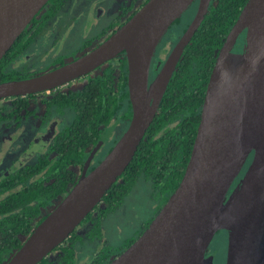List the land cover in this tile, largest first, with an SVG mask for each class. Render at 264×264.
Instances as JSON below:
<instances>
[{"label": "water", "instance_id": "1", "mask_svg": "<svg viewBox=\"0 0 264 264\" xmlns=\"http://www.w3.org/2000/svg\"><path fill=\"white\" fill-rule=\"evenodd\" d=\"M50 0H0V59ZM196 0H147L106 40L78 59L35 76L0 82V100L50 90L124 52L132 118L124 133L35 227L5 264H39L64 243L126 170L212 0L196 14L150 82L155 51ZM242 42L240 51H235ZM162 65L158 64L157 69ZM252 161L231 194L250 154ZM228 232L226 264H264V0H248L229 31L207 84L184 175L145 230L108 264H215L208 247Z\"/></svg>", "mask_w": 264, "mask_h": 264}, {"label": "trees", "instance_id": "2", "mask_svg": "<svg viewBox=\"0 0 264 264\" xmlns=\"http://www.w3.org/2000/svg\"><path fill=\"white\" fill-rule=\"evenodd\" d=\"M146 1L142 0L141 4ZM247 1L212 0L204 20L185 47L158 112L134 158L100 204L82 222L95 224L89 233L90 238L102 236V220L122 206L140 178L151 180L157 201L161 202L159 209L178 187L191 156L207 84L218 52ZM51 3L52 0L47 5ZM198 3L196 0L191 5L195 12ZM191 21L192 18L181 33ZM180 23L179 18L172 25ZM27 31L28 26L0 59V82L27 77L26 73L10 66L22 51ZM120 55L123 56L116 74L120 93L115 91V70L110 65L81 89L59 91L41 98L46 117L71 109L74 118L52 136L35 162L0 179V264H5L7 255L21 246L46 216L47 210L60 202L82 178L80 165L101 140L104 127L117 120L130 122L132 105L127 86V57ZM37 99V94H31L0 101V124L35 114L33 105ZM95 212L98 214L93 217ZM72 237H76V230L68 239ZM133 241L127 242L122 249ZM46 259L39 264H44Z\"/></svg>", "mask_w": 264, "mask_h": 264}, {"label": "flooded vegetation", "instance_id": "3", "mask_svg": "<svg viewBox=\"0 0 264 264\" xmlns=\"http://www.w3.org/2000/svg\"><path fill=\"white\" fill-rule=\"evenodd\" d=\"M107 1L108 0H52L51 4H48V5L46 4L44 8L40 11V14L36 17V19L30 23V26L28 25V31L22 41L23 42L22 51L15 58V60L11 63L10 66L12 68L13 67L16 68L17 70L21 72L26 73L27 77L35 76V75L45 73V72L54 70L56 68L62 67L65 64L78 59L82 55L90 52L91 50L96 48L98 45H100L114 31H116L122 24H124L143 5L141 4L142 0L134 1V2H132V0H117L116 8H115V15L109 24H107L106 26H104L103 28L99 29L96 32L93 30L94 32H92L91 34H89L88 32V35L84 37V39H81L82 41L80 40L79 42H76L72 40L73 38L71 36L74 35L75 37L76 35L75 33H77V28L79 27L80 20L84 17L88 18L93 12L97 13L98 9L100 8L98 5L104 4ZM124 8L127 10H124ZM123 12L124 14H122ZM103 14H104V11L101 10L99 13V16H102ZM93 21L94 20H91V23L90 22L88 23L89 27H92ZM171 28L172 26L170 27L169 30H171ZM182 34L183 33L178 35L177 32H175L174 30H171L168 33V37H169L168 41L172 39H176L175 40L176 41L175 45H176V43L178 42V39L180 38ZM38 46H42V50L39 51ZM242 47H243V44L241 42L238 48L237 49L235 48L234 50L240 51ZM172 49L169 51L167 55H163L159 50L157 51L156 49L153 60H152L151 69H150V75H149L150 82L154 79L156 73L162 68L163 64L165 63ZM120 54H125V53L122 52ZM120 54L85 75H82L76 79H73L72 81L59 85L57 87H53L50 90L36 93L38 95V99H37V102L33 105V108L36 111L35 114L29 115L27 117L25 116L21 118V120L12 118L10 120L5 121V122L13 121L14 124L17 127H19L21 122L25 121L28 117L36 119V123L40 127V131H39L40 135L43 133L41 139L42 141H44V143L43 145H41L42 142H40V139H39L37 145L36 144L31 145V149L28 150L30 151V153H32V151L42 152L43 150H45L52 136L55 135L58 131H60L66 124L64 123L63 125L62 123H60L57 128L56 121H54L53 119L54 116L56 115L63 114L64 116L65 112L52 113L50 117L45 116L46 111H45L44 105L41 103V98L42 97L45 98L46 95L51 94V93L53 96L57 94L59 91H68L69 89H72L71 87L72 83L77 82V80L85 81V83L81 86V88H83L87 85V83L91 79L96 77L98 74L102 73L105 67H108L110 65H112L113 69L115 70L114 72L115 91L119 92V88L117 87L119 78H118V75L116 74H118V67L120 66V58H122L123 56ZM160 61L162 62V65L159 69H157ZM40 62H42V65L44 66L48 65L49 66L48 69L38 74H34V75L28 74V72L30 73V71H33L36 69V66L34 64L40 63ZM27 77H24V78H27ZM127 86H128V74H127ZM72 90H78V89H72ZM128 93H129V89H128ZM5 99L6 98L1 99L0 101L5 100ZM39 108L43 110V112L40 113ZM123 123L125 122L117 120L113 124H111V126L119 128L121 124ZM129 123L127 125H129ZM103 146H104V143H102V146L99 148V150L97 151V153L95 154L91 162L89 163L87 172L92 170L102 160V159L100 160L101 158L100 155L103 150ZM93 148L91 149V151L93 150ZM253 155H254V152L250 154L241 173L234 181L229 194H231V192L233 191L235 186L238 184L240 179L244 176L245 172L247 171L252 161ZM88 157L86 158L85 163L83 165H80L79 174H81V176L84 171L85 165L87 163ZM14 171H11L8 174L13 173ZM8 174L0 173V179L5 177ZM53 208L51 206L47 210L46 216ZM97 214L98 213L95 212L93 217L94 216L96 217ZM148 224L145 225L142 232L145 230ZM94 227H95V224L92 221L81 223L76 229V237L67 239L66 242L64 241L63 244H61L55 250H53L46 257L47 259L44 264H108L110 261H112L116 256H118L122 251H124L128 247V246L124 247L123 249L120 248L119 250L115 251V250L110 249L109 241L105 239L103 235L101 237L90 238L91 235L89 233ZM27 238L28 236L24 239L21 246L23 245V243L26 241ZM19 248H17L15 251L7 255L5 263H7V261L12 257V255ZM207 255L209 254L207 253Z\"/></svg>", "mask_w": 264, "mask_h": 264}, {"label": "rangeland", "instance_id": "4", "mask_svg": "<svg viewBox=\"0 0 264 264\" xmlns=\"http://www.w3.org/2000/svg\"><path fill=\"white\" fill-rule=\"evenodd\" d=\"M116 1L117 0H108L104 4L98 5L100 8L97 13L93 12L88 18H82L79 27L77 28V33H75V37L74 35L71 36L73 38L72 40L79 42L88 35V32L91 34L109 24L115 15ZM101 10L104 11V14L99 16ZM195 14V9L190 7L180 17L181 23L179 25H172L171 30H174L180 35L184 26L191 20V18H194ZM91 20L94 21L92 27H89L88 23H91ZM171 30L165 33L157 48V51L159 50L163 55H167L176 42V39L168 41V33ZM38 47L39 51L42 50V46ZM34 65L36 66V69L30 71V73L28 72V74H38L49 67L48 65H42V62L35 63ZM84 83V80H77V82L72 83L71 87L72 89H79ZM39 112L41 113L43 110L39 108ZM73 118L74 112L71 109H68L65 111L64 116L63 114L56 115L53 119L56 121L58 128L60 123L63 125L66 123L64 126H67L71 123ZM127 126L126 122L121 124L119 128L112 127L111 125L104 127V134L102 136L104 146L100 155V160L103 159L109 150L115 145ZM39 131L40 127L36 123V119L31 117H28L25 121L21 122L19 127H17L13 121L0 124L1 174H8L11 171L17 170L18 168L31 164L37 160L41 151H32V153H30L28 150L31 149V145H37L39 139L40 142H42L41 145H43L44 141L41 139L43 133L40 135ZM160 205L161 202L159 200L157 201L151 180L140 178L132 188L130 194L125 198L122 206L102 220V235L109 241L110 249L117 251L130 240L137 239L145 225L150 223L157 214ZM227 248L228 232L226 230H220L213 237L207 253L214 255L215 264H226Z\"/></svg>", "mask_w": 264, "mask_h": 264}]
</instances>
